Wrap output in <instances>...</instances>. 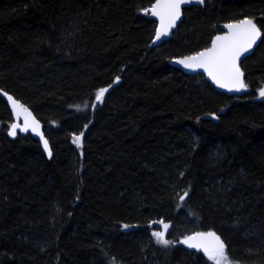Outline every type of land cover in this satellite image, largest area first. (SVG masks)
<instances>
[{"label": "trees", "instance_id": "1", "mask_svg": "<svg viewBox=\"0 0 264 264\" xmlns=\"http://www.w3.org/2000/svg\"><path fill=\"white\" fill-rule=\"evenodd\" d=\"M155 1L0 0V90L53 154L9 136L0 96V264H214L179 244L208 231L264 264V0L187 7L161 46ZM245 18L263 38L241 97L170 65Z\"/></svg>", "mask_w": 264, "mask_h": 264}, {"label": "snow or ice", "instance_id": "2", "mask_svg": "<svg viewBox=\"0 0 264 264\" xmlns=\"http://www.w3.org/2000/svg\"><path fill=\"white\" fill-rule=\"evenodd\" d=\"M191 2L193 0H157L153 8L150 9L152 14L159 16L161 20V29L156 34L157 40L160 39L161 35L167 34L168 28L175 26V21L180 17L181 5ZM195 2L203 4L205 0H195ZM225 27L230 30L229 35L217 36L212 42L211 48L205 49L195 56L185 57L183 60L178 61V63L183 64L186 68H203L220 87L228 86L225 81H229L239 91L243 87V83L240 80L242 73L236 62L243 52L251 49L256 39L261 35V31L251 18L242 19L236 24H228ZM118 79L119 77H117ZM229 90H232V88L230 87ZM106 91V88H101L97 92L96 99L98 101L101 100ZM260 94L264 96V91ZM8 99L13 100L11 96ZM13 104L17 108L20 107L14 100ZM22 110L27 112L26 108ZM32 124L35 131L38 125L35 121ZM17 127L18 125L13 124L11 126L12 131L9 134L14 136ZM27 127L28 125L26 124L23 130L26 131ZM79 141L80 137H75V142ZM44 147L46 150L48 149L47 140H44ZM49 156H51L50 151ZM184 195L187 196V193ZM165 228H167V225H165ZM153 235L165 246L172 243V241L164 239L163 233L154 232ZM183 242L191 248L203 250L209 259L214 261V264H231L229 256L226 253V245L214 232L197 233L195 236L188 237Z\"/></svg>", "mask_w": 264, "mask_h": 264}, {"label": "water", "instance_id": "3", "mask_svg": "<svg viewBox=\"0 0 264 264\" xmlns=\"http://www.w3.org/2000/svg\"><path fill=\"white\" fill-rule=\"evenodd\" d=\"M156 2H157V0L148 9L147 12H148L149 16L156 21V24H157L156 34H157V31H159L161 29V20H160V17L159 16L153 15L152 12L150 11V9L153 8V6L156 4ZM203 5H204V3L203 4L196 3L195 0H193V2H191V3L182 4L181 5V9H180V17H179V19H177L175 21V26L174 27H171V28H168L167 29V34L161 35L160 36V39H158V40L156 39V35H155L154 44L157 45V46H161L164 42H166L167 40L170 39L172 33L178 28V26L180 25V23L183 20V11H184L185 8L190 7V6H203ZM238 22L239 21H234V22H229V23L223 24L222 27H221V32L218 33V34H216L214 36V38L212 39L211 44H210V46L208 48H211L212 47V42L215 40V38L217 36H226V35H229L230 30L227 27H225V25H228V24H236ZM254 23L256 24L255 21H254ZM257 27H258V25H257ZM262 38H263V33L261 31V35L256 39V41L253 44V46L251 47V49H249L247 52H243L240 55V57L237 60V62H236L237 63V66L239 67L240 72L242 73V76L240 77V80L243 83V87H241L239 91H237L236 90V86H233L229 81H225V83L228 86H226V87H220L216 83V81L213 80L211 76H209L208 72H206L203 68H199V67L186 68V67H184L183 64L178 63V61L183 60L185 57L195 56L197 53L203 52L205 49H203V50H201V51H199V52H197L195 54H192V55H187V56H183V57L174 58V59H172L170 61V65L172 67H174V68L179 69L180 71H182L183 73H185L187 75H203L206 78V80L217 91H219V92L225 93V94L230 95V96L241 97L242 94L244 93V90H245V87H246V83H245V72H244V69L242 67V63H243V61L246 58H248L250 55H252L254 53L255 49L258 47V45L262 41ZM208 48H206V49H208ZM230 87L232 88V90H229ZM262 91H264V89ZM0 96L6 101V103L8 105V108H9L11 114H12L13 122H12L11 126L13 124L18 125V127L15 130L16 131V134L14 136L9 134L12 131V128L10 126L9 132H8L9 136L11 138H15L18 134H20L22 136L30 135L31 137H33L34 139H36V140H38L40 142V144L42 146V149H43L45 155L47 156V158L48 159H52L53 154H52V150H51V147H50V143H49V141H48V139L46 138V135H45L43 123L40 122L37 119V117L34 115V113L26 105H24L21 101L17 100L14 96L6 93L4 90H0ZM9 96H11L13 98V100L16 102V104L20 105L19 108H17L13 104V100H9L8 99ZM263 98H264V96H263ZM25 108L27 109V112H24L22 110V109H25ZM29 113H30V115H29ZM33 121H35L36 124L38 125V127H36L35 131L33 130V124H32ZM26 124L28 125V127H27V130L25 131L23 129L25 128V125ZM44 140H47V142H48V149L47 150L44 147ZM49 151L51 152V156H49ZM208 232H214L216 235H218L221 238V236L216 231H208ZM197 233H207V232H195L193 234H190L189 236L183 238L179 242V244L184 249H186L188 252H191V253L192 252H197V253H202L204 255H207L203 250H197L196 248H191V247L188 246V244H186V243L183 242L188 237L195 236ZM221 240L224 242V240L222 238H221ZM224 244L226 245L225 242H224Z\"/></svg>", "mask_w": 264, "mask_h": 264}, {"label": "rangeland", "instance_id": "4", "mask_svg": "<svg viewBox=\"0 0 264 264\" xmlns=\"http://www.w3.org/2000/svg\"><path fill=\"white\" fill-rule=\"evenodd\" d=\"M107 91H108V90H107ZM107 91L105 92V94L107 93ZM105 94H104V95H105Z\"/></svg>", "mask_w": 264, "mask_h": 264}]
</instances>
